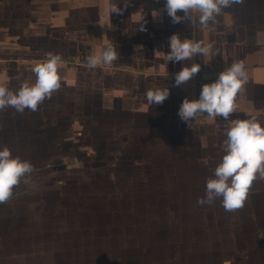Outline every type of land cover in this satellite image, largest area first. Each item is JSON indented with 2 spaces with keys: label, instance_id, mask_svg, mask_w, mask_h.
I'll list each match as a JSON object with an SVG mask.
<instances>
[{
  "label": "crops",
  "instance_id": "1",
  "mask_svg": "<svg viewBox=\"0 0 264 264\" xmlns=\"http://www.w3.org/2000/svg\"><path fill=\"white\" fill-rule=\"evenodd\" d=\"M46 1H9L11 8L17 11L16 15L21 12L31 14L29 19L19 18L24 20L22 26H45L33 29L30 34L40 37L45 31L43 36L50 43L49 47L35 48L32 54L27 53L29 49L26 47L12 44L15 39L9 33L7 36L1 35L0 49L4 55L0 59V83H6L13 92L25 83H35L33 66L43 62L48 53L61 55L62 52L58 53L56 49L58 42L70 43V52H64L61 56H72L77 62L71 64L64 60L59 69L62 77L60 90L65 91L62 102L66 105V115L59 120L72 122L74 120L71 119L77 115L89 122L91 115L97 113L99 122L104 123L99 126L98 141L103 142L98 150L100 153H162L179 158L178 168L193 163L199 169L213 171L222 159L219 154H224L222 144L231 121L256 116L264 127V0H244L242 5L224 9L216 23L209 24L206 29L183 22L173 24L164 10L166 0H142L138 3L119 0V3L116 2L118 7L127 11L119 15L110 13V0ZM3 4L6 6L7 2L3 1ZM124 4L128 6L125 8ZM93 7L96 8V20L92 21L90 10ZM80 12L81 19L76 17ZM177 14L183 15L182 12ZM41 17L46 19L45 23L39 22ZM10 20L12 25H21V22ZM26 31L24 29L20 36L26 35ZM173 34H178L182 40L212 44V50L208 56L167 62L166 54L170 51V37ZM108 44L117 48L120 59L112 65L102 64L88 69L85 66L86 57ZM15 47L19 53L12 51ZM45 48L50 50L45 52ZM234 61H243L249 76L245 94L237 99L240 106L238 111L228 121L222 117L211 120L205 114L189 125L183 122L178 111L186 97L196 99V76L214 81ZM193 63L201 65L200 72L186 84L175 86V74ZM166 86L170 95L163 104L149 105L147 91ZM84 87L96 90V93L88 98L82 92L79 97L76 92L80 88L83 91ZM73 94L79 97L75 101L82 106L77 113L70 111L75 103ZM57 95L59 92L50 98L54 100L52 104L46 102L48 98L45 99L35 112L25 109L24 113H18L11 107L0 111V149L13 143L14 147L11 148L22 153H37L40 147L37 144L40 143L41 132H44V138L52 140L51 146L56 153L58 137L68 135L55 128L52 131L53 126L50 125L45 129L43 122L44 115L50 112L45 111L47 104L55 106ZM52 109L51 113L57 114L55 108ZM51 118L49 123L54 121ZM107 122H113L114 128L109 129ZM122 136L128 138L127 142L120 141ZM166 165L162 169H168ZM29 184H33V191L16 188L14 192H24L0 205V264H176L179 259L175 258H182L179 263L185 259L182 248L186 243L181 246L182 243L178 241L165 243L172 245V251L166 250L162 257L163 261L168 258L169 262H153L149 257L147 263L140 262L135 251L138 245L135 242H122L121 236H117L120 232L116 231V227H113L112 242H104L107 238L99 226L76 228L71 224L73 218L89 217L96 211L89 208L82 209L81 215L73 214L74 202L84 205L89 199L78 194L41 193L35 186L39 183L34 181ZM102 197L98 199L99 202L107 201L106 195ZM102 211L105 212L104 209ZM85 212H89V215ZM96 213L100 216L99 210ZM263 218L264 215H260V224L256 228L238 227L222 232L226 241L219 242L214 238L213 245L209 243L205 246L207 253L203 252L201 242L187 243L189 248L194 249L195 264H264ZM9 219L10 223L7 222ZM17 220L20 227L15 222ZM235 230L242 236L236 237ZM73 232L78 236L73 237ZM98 249L99 258H96ZM92 250L95 251L94 256H80ZM208 251H213V261Z\"/></svg>",
  "mask_w": 264,
  "mask_h": 264
},
{
  "label": "rangeland",
  "instance_id": "2",
  "mask_svg": "<svg viewBox=\"0 0 264 264\" xmlns=\"http://www.w3.org/2000/svg\"><path fill=\"white\" fill-rule=\"evenodd\" d=\"M3 1L7 2L6 6L3 4ZM9 1L12 0H0V3L2 2V4H0V36H7L6 34L9 33L11 38L15 39L12 41V44L14 43L21 47H26L29 49L27 53L33 54L36 51L35 48L49 47L50 42L48 43L44 38L45 36H43L45 31H43L40 37L30 34L34 31L33 29L45 26L39 24L22 26L24 20L21 19H29L31 14L29 15L21 12L16 15L17 11L13 9V7L11 8V5L8 4L10 3ZM129 1L130 0H125L126 3H129ZM140 1L142 0H131V2L136 3ZM46 2L49 3V1ZM115 2L119 3V0ZM95 9L96 8L93 7L90 10L92 21L96 20ZM123 12H127L126 9H124ZM81 16L82 14L80 12L79 16L76 17L81 19ZM10 19H13L16 23L21 22V25L18 26L15 23L12 25ZM45 20L46 19H42L41 17L39 22L45 23ZM47 27L46 25V28ZM24 29H27L25 32L26 35L20 36L24 33ZM56 45L54 47L57 49L58 53L62 52V54H64V52L67 53L71 50L70 43L62 44L58 42ZM47 50H50V48H45V52H48ZM12 51L17 52L18 49L16 48ZM3 55L4 53L1 52L0 49V59H2ZM71 57L72 56L62 58V60L75 64L77 62L76 58L72 59ZM84 88L83 91L80 88V90L76 92L77 95L79 94V97L82 95V92L85 97L88 98L90 96L92 97L93 93H96V90ZM58 92L57 102H55V106H57L55 107L47 104V109H45V111L46 113L47 111L50 112L46 115L43 113L45 122H47L45 123V129H48V125L58 127L60 133H64L68 136H63V138L58 139V150L54 153V148L51 146L52 140L49 137L44 138V132H41L40 143L37 144L40 146L38 153H33L31 156L33 160H38L34 165L35 171L29 178V183L34 181L39 182V184L35 186L41 193H55L60 192V190L62 193H66L67 190L71 194L76 193L78 195H83L87 200L89 199V202L84 203V205L80 202H74L73 209H75V211L73 214L75 216L81 215L82 209L87 210L90 208L96 211L99 210L100 216H97L99 214L96 213V211L92 212L91 215H89V212H85L89 217L78 216L73 218V223L71 222V224L75 225L76 228H81V226H99L104 232V237L107 238L104 242H112L113 227H116V231L120 232L117 236H121L122 242H135V244L138 245L135 251L138 253L139 261L142 260L143 263H147L149 258V260H153V262H169L168 258H166V261H163V258L164 254L167 253L166 250L172 251V245H166L165 243L169 242L171 244V242L179 241L182 243L181 246L183 243H186L185 248H182L185 251L183 252L185 254L183 258L185 259L183 262L179 263L182 258H175L176 260L179 259L176 264H195V257L193 255L194 249L191 247L189 248L187 243L199 241L201 242L203 252L207 253V250L205 251V246L210 245L209 243L213 245L214 238L219 242L226 241L225 235L223 236L222 232L238 227L256 228L260 224V215H264V181L257 180L253 183L249 192V198L243 209L236 212H226L221 206L220 199H217L212 205L199 206L197 203L198 199L205 197L206 182L209 178L214 177V169L213 171L202 168L199 169L195 167L193 163L185 166L184 162L182 163L184 165L178 168L179 158L170 155L164 160V162L167 161V165L166 162L165 165L169 169V171H167L169 178L167 181L159 180V170L156 169L162 167L157 165L161 163V161L158 160L153 162L148 159L150 162L141 163V170L138 169L139 171H135L133 167L129 169L130 171L126 168L119 167L115 168L113 171L111 164L112 162H116L112 157L113 154L103 155V153L92 149L90 145L86 144V146H84L85 144L81 143L82 141L86 143L88 138H98L97 126L95 127V124L91 125L90 123L88 125L86 119L80 122L77 120L72 122L59 120L66 115V105L62 102L65 91L59 90ZM76 94H73L75 103L72 108L70 107V111L73 112L74 110V113H77L78 110H82V106L78 105L79 103L77 104L75 101L79 98ZM46 102L52 104L54 100L48 99ZM52 107L55 108L56 111L54 112L57 114L51 113L53 110ZM71 115L72 113H70V116ZM51 117H53L54 121L49 123L48 121L52 119ZM113 134L114 133H112V136ZM84 135H90V137L86 138ZM113 140L111 141L113 142ZM44 146L49 148H45ZM69 146L70 148L68 149ZM74 146L77 148L75 149ZM121 155L124 159L128 157L125 151L121 153ZM223 155L224 154H219L220 157ZM27 159L30 162L32 161L29 158ZM213 161L216 160L213 159ZM102 166L103 168H101ZM152 166L157 168H150ZM111 172L114 173L115 179L113 178V180L105 182L99 180L103 177L106 179ZM85 173H87V175ZM157 176V182H149L151 177L156 179ZM29 183H21L20 186L16 188L34 187L33 184ZM102 194L106 195L107 201H98V199H103ZM102 209L105 210L104 213ZM63 220L66 221V219ZM20 221L22 222L21 219ZM7 222L10 223V219L7 220ZM15 222L19 224L18 220ZM67 223L69 224V221H67ZM3 225L5 226V223H3ZM18 226L20 227V224ZM179 231H181V233H178ZM179 234L180 238H178ZM240 235L241 233L235 230V236L239 237ZM77 236L76 232H73V237ZM168 247L170 249H167ZM92 251L93 252L82 253L80 256L84 258H86L87 255L90 257L92 255L94 256L95 251ZM99 251L100 249L97 250L96 258H99ZM208 252V255H211L213 261V251Z\"/></svg>",
  "mask_w": 264,
  "mask_h": 264
},
{
  "label": "clouds",
  "instance_id": "3",
  "mask_svg": "<svg viewBox=\"0 0 264 264\" xmlns=\"http://www.w3.org/2000/svg\"><path fill=\"white\" fill-rule=\"evenodd\" d=\"M244 0H166L164 10L173 24L188 23L201 29L214 24L224 9L234 5H242ZM125 8L128 4H124ZM124 9L111 0L110 13L122 14ZM182 12L183 15H178ZM159 15V13H156ZM212 44L181 39L178 34L170 37V51L166 54L167 62L192 60L198 56H208ZM120 59V53L112 44H108L99 52L86 57V67L95 69L100 65H112ZM61 55L48 53L46 59L33 66L35 83H25L13 92L6 83H0V111L9 107L18 113L25 109L38 111L46 98L50 99L61 89L62 77L60 66ZM201 70L199 63L190 67L184 66L175 74V86L186 84ZM249 76L243 61H234L221 71L211 83L202 85L199 98L189 100L187 97L180 105L178 116L188 125L191 121L207 115L211 120L222 117L228 121L237 112L238 96L246 92ZM169 88L157 87L146 93L149 105H161L169 97ZM223 141L224 155L214 169V177L206 182V195L198 199L199 206L212 205L220 199L226 212H236L244 208L249 198L250 189L257 180L264 181V127L256 116L249 119L234 120L226 130ZM35 171L34 165L19 156H13L11 149L4 146L0 149V205L8 203L14 188L21 183L28 184Z\"/></svg>",
  "mask_w": 264,
  "mask_h": 264
},
{
  "label": "trees",
  "instance_id": "4",
  "mask_svg": "<svg viewBox=\"0 0 264 264\" xmlns=\"http://www.w3.org/2000/svg\"><path fill=\"white\" fill-rule=\"evenodd\" d=\"M86 118L88 117V115H86L85 116ZM81 118H83L82 116H77V115H75L71 120H80V121H82L81 120ZM91 120L88 122L87 120H86V122L88 123V125L91 123V125H93V124H95V127L97 126V133H98V135H99V131H100V129H99V126L100 125H104V123L103 122H99V116L97 115V113H93L92 115H91ZM84 119V118H83ZM43 121V120H42ZM79 121V122H80ZM30 124H32L31 122H30ZM82 125H83V123H82ZM43 126L45 127V122H43ZM107 127L109 128V129H113L114 128V123L113 122H107ZM54 128L55 129H57V130H59V128L57 127H52V131L54 130ZM101 130H103V129H101ZM84 136H86V135H84ZM89 137H90V135H88ZM63 137V136H62ZM61 136H59L58 137V139H60V138H62ZM127 139L128 138H126L125 136H122V138H120V141L121 142H127ZM99 140V138H88V141H86V143H84L83 141L81 142L82 144H87V145H90L91 146V148L92 149H94V150H100L102 147V145H103V142H100V141H98ZM119 140V139H118ZM11 146L12 147H14L13 146V143L12 144H9V148H11ZM19 147V146H18ZM45 148H49V147H46V146H44ZM20 148V147H19ZM14 149V150H13ZM37 149V148H36ZM20 150V149H19ZM48 150V149H47ZM11 152H12V155L15 157V156H19L22 160H26L27 158H29V159H31L32 161H31V163L33 164V165H35L36 163H37V160L38 159H35V160H33L32 159V152H30V153H22L21 151H18V150H15V148H11ZM38 153V152H37ZM52 153V152H51ZM121 153L122 152H116V153H113V158L116 160V162H112V170L114 171V169L115 168H117V167H119V168H126V169H131L132 167H133V169L136 171H139V170H141V163H145V162H147V161H149L150 159H151V161H156V160H158V161H161V163L160 164H157L158 166H160V167H162L163 165H165V162H164V160L169 156L168 154H165V155H163L162 153H157V154H149V155H146L145 153H131V154H129V153H126L127 155H128V157L126 158V159H124L123 158V156L121 155ZM103 155H106V154H103ZM112 155V154H111ZM179 156H181V155H179ZM147 159V160H146ZM149 159V160H148ZM28 160V159H27ZM127 160V161H126ZM144 160V161H143ZM163 162V163H162ZM123 163V164H122ZM35 167V166H34ZM157 168V167H155V166H152V167H150V168ZM101 168H103V166L101 167ZM139 169V170H138ZM151 170H153V169H151ZM156 170H159V180H165V181H167L169 178H168V172L167 171H169V169L168 170H164V169H162V168H159V169H156ZM130 171V170H129ZM112 173V172H111ZM109 174V177H106V179H104V177L103 178H101V179H99V180H104V181H111V180H113V178H114V173H112V174ZM86 175H87V173H85ZM115 179V178H114ZM133 179V178H132ZM157 179H158V176H157V178L156 179H153L152 177H151V179H149V182L150 183H154V182H157ZM36 183H39V182H36ZM162 185V184H161ZM26 190H25V192H27V191H33L34 190V187H26L25 188ZM100 190H101V187H100ZM21 192H24L23 190H21V191H15L14 192V195H13V197L14 196H16L17 194H19V193H21ZM60 193H62V191L60 190ZM66 193H69L67 190H66ZM65 193V194H66ZM63 194V193H62ZM71 194V193H70ZM73 194V193H72ZM156 194V193H155ZM157 194H160V193H157ZM74 195H76V193H74ZM103 195V194H102Z\"/></svg>",
  "mask_w": 264,
  "mask_h": 264
},
{
  "label": "built area",
  "instance_id": "5",
  "mask_svg": "<svg viewBox=\"0 0 264 264\" xmlns=\"http://www.w3.org/2000/svg\"><path fill=\"white\" fill-rule=\"evenodd\" d=\"M211 82L213 81L207 78H203L201 75L196 76V99L199 98L202 85L205 83H211Z\"/></svg>",
  "mask_w": 264,
  "mask_h": 264
}]
</instances>
